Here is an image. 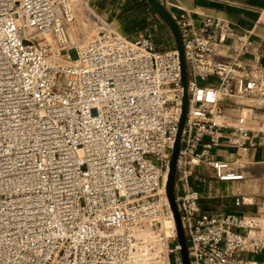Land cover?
<instances>
[{"label":"built area","instance_id":"1","mask_svg":"<svg viewBox=\"0 0 264 264\" xmlns=\"http://www.w3.org/2000/svg\"><path fill=\"white\" fill-rule=\"evenodd\" d=\"M161 4L186 65L173 197L189 262L264 264V194L233 197L255 213L201 207L228 196L209 195L201 173L244 179L264 132V51L227 19ZM96 17L79 46L73 0H0V264H182L165 188L183 99L176 43L168 27L161 49L152 31L128 37Z\"/></svg>","mask_w":264,"mask_h":264},{"label":"crops","instance_id":"2","mask_svg":"<svg viewBox=\"0 0 264 264\" xmlns=\"http://www.w3.org/2000/svg\"><path fill=\"white\" fill-rule=\"evenodd\" d=\"M135 0H96V10L104 13L106 19H110L111 25L117 26L123 34L134 37L137 34L152 31L156 33L157 24H162L167 28L165 22L156 15L147 1H142L146 8L142 15L130 13L131 3ZM160 3L179 4L182 8L190 12L191 18L195 23H199L206 15L221 17L243 30L253 33L256 48L264 51V0H158ZM136 2V1H135ZM167 9L175 10L173 7ZM125 17V21L123 18ZM168 29H166L167 32ZM169 45L171 37L168 38ZM157 43V42H156ZM233 101L231 99H228ZM256 114L263 121L264 113L257 110ZM216 157L227 158V150L214 151ZM245 164L240 170L243 172L244 179L234 182H217L210 171L204 170L203 174L209 180V195L216 193L219 187L226 189L228 196L203 198L201 207L204 210L232 211L255 213L256 208L244 203L239 206L233 204V197L237 194L257 195L264 194V180L260 178L261 164L264 161V132L257 139L256 148L245 155ZM212 202L214 205H210ZM203 203V204H202Z\"/></svg>","mask_w":264,"mask_h":264},{"label":"rangeland","instance_id":"3","mask_svg":"<svg viewBox=\"0 0 264 264\" xmlns=\"http://www.w3.org/2000/svg\"><path fill=\"white\" fill-rule=\"evenodd\" d=\"M136 1V2H135ZM133 3H131V10L130 13H133L135 15H142L144 13V10L146 9L144 7V4H140L144 0H135ZM147 1V0H145ZM73 21L71 24L68 25V34L70 37L71 42L75 43H81L90 37H92L100 28L97 15H101V17L104 16V13H100L98 10H96L95 5L96 0H73ZM148 3V2H147ZM97 13V15H95ZM156 13V12H155ZM156 15H158L156 13ZM158 17H160L158 15ZM105 18V17H104ZM123 21H125V17H122ZM108 22H110V19H106ZM112 27H114L116 30H121L112 24ZM166 29L164 25L157 24L155 27V33H156V42L158 44V47L161 49L168 48L169 42V33L168 30L166 32ZM264 44V40H263ZM68 54L71 59H75L77 57L76 49L71 48L68 51ZM248 103H254L253 101H248ZM263 128H264V118H263ZM198 173H201V170L198 169ZM203 174V173H201ZM203 204V203H202ZM210 205H214L212 202H210ZM245 256V255H244ZM250 258L260 260L262 257L261 255H251ZM171 261H174L175 257L174 255L170 256Z\"/></svg>","mask_w":264,"mask_h":264},{"label":"water","instance_id":"4","mask_svg":"<svg viewBox=\"0 0 264 264\" xmlns=\"http://www.w3.org/2000/svg\"><path fill=\"white\" fill-rule=\"evenodd\" d=\"M147 2L152 7V9L160 16V18L165 22L167 27L170 29L173 35V39L176 43V48L179 54L180 64H181V80H182V86H183L182 108H181V115H180V120L178 124L175 141H174L173 148L171 151V157H170V163H169V169L167 173L165 188H166V196L170 204L173 220H174L175 227H176L177 241H178L179 248H180L179 252H180L182 264H190L189 258H188V252H187L186 239L184 236V232H183L182 225L180 222L179 213L176 208V204H175L174 197H173V185H174V178H175V160H176L177 152L179 149V138H180V133H181V129L184 123L185 113L187 109L186 65H185L184 57H183L182 40H181L178 27L175 24L174 20L171 18L167 9L158 0H147Z\"/></svg>","mask_w":264,"mask_h":264},{"label":"bare ground","instance_id":"5","mask_svg":"<svg viewBox=\"0 0 264 264\" xmlns=\"http://www.w3.org/2000/svg\"><path fill=\"white\" fill-rule=\"evenodd\" d=\"M74 3V2H73ZM73 43V42H72ZM75 43V42H74ZM75 44H77V45H79V46H81L82 44L81 43H75ZM227 99H231V100H233V101H235V102H239V103H245V104H248V101L249 100H247V99H237V98H234V97H227ZM172 224H173V220H172V218H166L165 220H164V226L168 229L170 226H172ZM167 232H168V230H167Z\"/></svg>","mask_w":264,"mask_h":264},{"label":"trees","instance_id":"6","mask_svg":"<svg viewBox=\"0 0 264 264\" xmlns=\"http://www.w3.org/2000/svg\"><path fill=\"white\" fill-rule=\"evenodd\" d=\"M169 38H170V36H169Z\"/></svg>","mask_w":264,"mask_h":264}]
</instances>
